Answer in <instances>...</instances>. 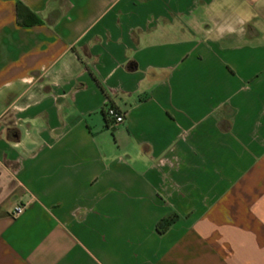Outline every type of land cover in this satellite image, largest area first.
I'll list each match as a JSON object with an SVG mask.
<instances>
[{
	"label": "crops",
	"instance_id": "obj_1",
	"mask_svg": "<svg viewBox=\"0 0 264 264\" xmlns=\"http://www.w3.org/2000/svg\"><path fill=\"white\" fill-rule=\"evenodd\" d=\"M245 20L264 0H0V264H264Z\"/></svg>",
	"mask_w": 264,
	"mask_h": 264
},
{
	"label": "trees",
	"instance_id": "obj_2",
	"mask_svg": "<svg viewBox=\"0 0 264 264\" xmlns=\"http://www.w3.org/2000/svg\"><path fill=\"white\" fill-rule=\"evenodd\" d=\"M16 11H17V18L21 21L23 26H30V25H38L41 24V21L38 16L31 13L23 4L17 2L16 4ZM96 81V80H95ZM99 86L98 82H96ZM102 116L104 119L105 127L108 128L109 125H112L111 121L106 117V113L102 112ZM178 216L172 214L166 218H163L159 221L155 228V232L158 235H163L168 231V229L175 223Z\"/></svg>",
	"mask_w": 264,
	"mask_h": 264
},
{
	"label": "built area",
	"instance_id": "obj_3",
	"mask_svg": "<svg viewBox=\"0 0 264 264\" xmlns=\"http://www.w3.org/2000/svg\"><path fill=\"white\" fill-rule=\"evenodd\" d=\"M106 117L111 121L112 125H120L124 121V115L117 109L108 107L105 111ZM25 206L19 205L13 209V217H18L23 214Z\"/></svg>",
	"mask_w": 264,
	"mask_h": 264
},
{
	"label": "rangeland",
	"instance_id": "obj_4",
	"mask_svg": "<svg viewBox=\"0 0 264 264\" xmlns=\"http://www.w3.org/2000/svg\"><path fill=\"white\" fill-rule=\"evenodd\" d=\"M231 24H237L238 21L237 20H229ZM247 25H246V29H247V32H249V29L253 28V22L254 21H258L259 23H264V20H245ZM262 32H264V24H262Z\"/></svg>",
	"mask_w": 264,
	"mask_h": 264
}]
</instances>
